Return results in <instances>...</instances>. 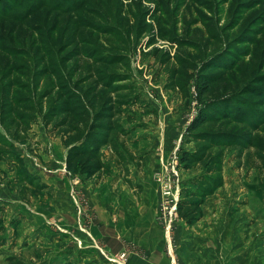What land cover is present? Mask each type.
I'll list each match as a JSON object with an SVG mask.
<instances>
[{
  "label": "rangeland",
  "instance_id": "374dc122",
  "mask_svg": "<svg viewBox=\"0 0 264 264\" xmlns=\"http://www.w3.org/2000/svg\"><path fill=\"white\" fill-rule=\"evenodd\" d=\"M225 52L236 66L228 93L252 79L264 90V0H0V264H118L84 239L78 193L86 185L99 194L104 185L118 201L126 190L117 175L155 155L159 212L166 199L169 207L197 201L201 187L210 192L195 224L172 218L171 227H204L212 240L178 249L180 258L264 264V124L253 131L217 123L215 132L242 135L241 146L213 147L193 161L186 156L202 146L186 135L197 113L194 90L190 83L187 98L169 88L177 60ZM59 83L112 105L100 149L112 159L109 184L64 172L61 128H45L39 117L60 103ZM65 174L76 188L68 189L70 213L54 200Z\"/></svg>",
  "mask_w": 264,
  "mask_h": 264
},
{
  "label": "trees",
  "instance_id": "16d2710c",
  "mask_svg": "<svg viewBox=\"0 0 264 264\" xmlns=\"http://www.w3.org/2000/svg\"><path fill=\"white\" fill-rule=\"evenodd\" d=\"M7 9H3V15L8 14ZM229 57L227 52L210 58L197 57V62L183 57L176 61V66L170 73V90L179 91L187 98L190 83L194 90L191 98L197 113L188 125L186 135L199 143L197 147L200 144L202 146L196 153L186 156L193 161L202 160L207 150L213 147L241 146L242 135L222 130L215 132L213 128L217 123L228 122L253 131L264 124V112L258 109L264 106V90L258 87L257 82L252 79L243 88L228 93V74L236 67ZM57 95L60 103L45 114L40 113L39 117L45 128L53 126L54 131L61 128L57 132L67 148L66 172L89 180L108 171L109 164L102 159L100 149L108 144V134L112 129L114 114L110 102L104 101L97 94L87 99L76 87L69 90L65 85L58 89ZM61 116L64 119L60 123H54ZM20 118L23 119L22 116ZM0 124L3 125L4 121H0ZM118 156L122 157L120 154ZM208 195L210 192L201 187L199 193L193 195L198 198L197 201H178L175 209L178 218L187 225L199 221L202 216L201 204Z\"/></svg>",
  "mask_w": 264,
  "mask_h": 264
},
{
  "label": "crops",
  "instance_id": "0c3cea01",
  "mask_svg": "<svg viewBox=\"0 0 264 264\" xmlns=\"http://www.w3.org/2000/svg\"><path fill=\"white\" fill-rule=\"evenodd\" d=\"M136 158L138 159L137 156ZM156 158V155L149 156L145 164L141 165L140 163L137 166L128 167L129 172L117 175L118 180L115 177L117 181L123 180L126 190L123 192V196H118V201H115V196H106L104 185L100 187L99 194L96 192L97 186H94L92 190L86 185L82 187L83 191L78 193L80 207L77 209L81 214L77 224L79 230L83 232L84 239L88 244L101 248L118 264H188L189 261H187L188 263L183 261L187 260L186 258L182 260L181 255L177 254L178 249L182 251L187 246L188 248L185 250L192 252L191 248L197 242L204 243L202 240H211L209 234L200 233L204 227H172L170 234H166L159 219V191L156 190L153 181V177L158 173L157 167L162 164L160 162L158 165ZM63 166L64 172H66L65 164ZM113 169L111 167V172H106L105 175L100 173L94 178L86 180L85 183L96 178L106 177V181L103 182L109 184L110 179L114 178L115 173L111 174ZM116 169H118L116 170L118 173L120 170ZM67 176L65 174L61 177V186L65 191L57 190L61 193V197L55 194L54 200L64 207L65 211L63 212L70 213L76 209V205L71 199L76 188L67 179ZM79 179L82 180L81 177ZM74 182L76 184L79 181ZM68 189L72 191V194ZM82 196L86 198L83 199ZM197 238L201 241H198ZM180 245L183 247H178ZM190 252L189 256H192L193 253ZM189 260V264H191V258ZM210 262L215 264V257Z\"/></svg>",
  "mask_w": 264,
  "mask_h": 264
},
{
  "label": "built area",
  "instance_id": "2783aa9c",
  "mask_svg": "<svg viewBox=\"0 0 264 264\" xmlns=\"http://www.w3.org/2000/svg\"><path fill=\"white\" fill-rule=\"evenodd\" d=\"M167 196V193L164 194ZM174 205H171L168 207L169 204L172 203L171 200H165V202L163 203L161 209H160V223L164 228V231L166 232V234H170L172 227H171V221L172 218H177V214H176V202L177 201H173Z\"/></svg>",
  "mask_w": 264,
  "mask_h": 264
}]
</instances>
